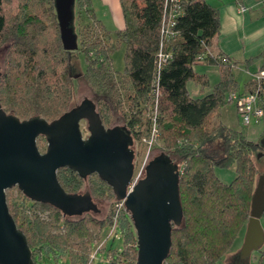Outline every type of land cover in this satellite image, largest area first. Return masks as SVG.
Returning <instances> with one entry per match:
<instances>
[{
  "label": "trees",
  "instance_id": "16d2710c",
  "mask_svg": "<svg viewBox=\"0 0 264 264\" xmlns=\"http://www.w3.org/2000/svg\"><path fill=\"white\" fill-rule=\"evenodd\" d=\"M119 1L124 26L116 37L125 46L120 75L112 70L114 47L105 43L110 33L96 20L91 0L76 1V20L83 23V78L99 98L96 108L103 125L112 127L109 123L115 113L122 117L132 133L135 157L138 141L151 134L152 110L158 100L157 150L183 168L179 178L183 222L172 230L164 264H220L249 220L259 173L255 156L264 149L241 132L213 122V117L230 93L245 94L258 88L264 96V80L257 84L252 78L249 90L241 91L233 74L240 65L248 69L258 64V71H264V47L244 61L212 52L211 41L221 26L217 9L207 0ZM7 6L8 0H0V107L19 121L39 116L50 123L71 108L74 94L70 52L63 48L54 1L17 0L13 13ZM174 11L175 35L165 39L162 26ZM162 44L170 58L158 69ZM201 55L204 62L195 63ZM197 65L215 67L218 81L211 85L208 76L195 71ZM190 82L199 88L200 97L190 96ZM206 89H210L207 94ZM231 166L235 178L225 184L215 176V169ZM57 180L67 193H83L86 186L94 201L113 200L114 210L103 219L92 213L69 218L50 205L31 202L20 192V201L6 193L8 213L25 235L34 264L41 254L56 263L68 258L69 264H88L94 242L113 223L123 234V249L111 250L106 264H125L131 257L136 261L131 218L124 207L117 211L120 202L110 187L96 175L84 180L69 169H60ZM257 264H264V248L258 252Z\"/></svg>",
  "mask_w": 264,
  "mask_h": 264
},
{
  "label": "water",
  "instance_id": "95a60500",
  "mask_svg": "<svg viewBox=\"0 0 264 264\" xmlns=\"http://www.w3.org/2000/svg\"><path fill=\"white\" fill-rule=\"evenodd\" d=\"M53 1L63 48L77 50L72 26L76 2ZM39 138L46 141L44 153L39 151ZM133 146L131 131L124 124L106 128L95 102L88 98L50 123L39 116L19 121L0 107V264H34L25 235L8 213L7 190L16 188L31 202L50 205L69 218L100 213L88 191L65 192L57 180L60 169H69L84 180L96 175L108 185L131 218L136 236L135 264H164L172 230L183 222L179 166L165 153L152 156L143 178L128 192L134 171ZM250 209L242 249L248 255L263 245L259 220L264 213V177L257 182Z\"/></svg>",
  "mask_w": 264,
  "mask_h": 264
},
{
  "label": "rangeland",
  "instance_id": "374dc122",
  "mask_svg": "<svg viewBox=\"0 0 264 264\" xmlns=\"http://www.w3.org/2000/svg\"><path fill=\"white\" fill-rule=\"evenodd\" d=\"M7 8L11 10V13L15 12L17 0H8ZM50 19V18H49ZM51 20V19H50ZM50 20H46L45 23L49 25ZM87 23V22H86ZM83 23H79L78 20H76V17L73 21V29L75 36L77 38V50L70 51V61H69V67H70V73L73 79L74 83V94H73V100L71 107H74L78 105L84 98H88L97 104L99 102V98L96 96L93 90L88 86V84L85 82L83 75L86 70V63L84 59V54L80 49V42L83 39L82 35V27ZM106 45L108 47H114L112 53H111V61H112V70L117 74H123L124 73V56H125V46L124 44L120 43L117 40V37L115 34L111 35V39H108L105 41ZM254 47L251 48L246 55H241L242 52H240V55H235L234 60H244L246 58H249L250 56H253V52L255 51L256 42L253 43ZM251 52V53H250ZM261 52V51H260ZM3 56V48L0 49V67H1V61ZM249 73H246L244 66L240 65L237 68L233 70L234 77L237 81H239L241 84L248 81L250 78H254L256 66L249 68ZM209 80L211 85L215 84L218 81V75L216 74H210ZM189 94L193 98L199 97V91L198 87L194 85V83L190 82L187 85ZM210 89L205 90V94L208 93ZM213 122L215 123H221L225 127H228L231 130L241 132L243 136L249 141L259 143L263 139V131H264V120H258L251 123V125L245 127L241 124L239 118L236 115V107L234 103H225L222 107H220L217 110V114L213 117ZM125 125L123 122L122 117L115 113L113 114V118L111 122L109 123L110 126L115 125ZM81 131L83 134V137H86L88 135V132L86 131V124L85 122L81 123ZM148 137L143 136L140 141H138V144L136 145V148L140 151L142 154L146 150V145L144 144V140H147ZM156 139V137H155ZM37 145L39 148V151L41 153H44L46 150V141L43 138H39L37 141ZM156 145V146H155ZM160 143H154L153 151L155 148V151L153 152V155L159 154L157 148L159 147ZM140 155V154H139ZM255 163L256 167L259 171L258 175L256 176V183L253 189L252 198L254 197V194L256 192V186L257 182L260 179L259 176L264 177V150H260L257 152L255 156ZM215 176L223 183L228 184L235 178V167L231 166L229 169H215ZM87 190L86 186L82 188V192H85ZM18 190L16 188H12L11 191H6L10 197H15V199H19L17 201L21 200V197L18 194ZM251 198V202H252ZM113 200H100L95 201L97 204L98 209L100 210V213L97 215L98 219H103L108 212L113 209ZM251 211V209H250ZM248 222V221H247ZM247 222L244 224L237 240L233 244L230 251L224 256V258L221 260L220 264H234L233 263V257L240 251V248L242 247L243 241L245 240V228L247 225ZM261 229L263 231L264 235V216L260 220ZM117 227V226H116ZM134 231V229H132ZM109 228H106L101 234L99 235V238L94 242L92 246V250L90 254L96 250V248H99V253L97 254L96 259L92 262V264H106L104 262V259L109 260V253L111 250L119 251L123 249V234L118 230L117 227V235L118 239L116 238H110L104 243V239L108 237ZM103 243V244H102ZM105 244V246H104ZM263 248H264V240H263ZM262 248V249H263ZM137 251V250H136ZM137 254V253H136ZM108 255V256H107ZM258 259V252L254 251L250 255V257L247 259V264H257ZM37 264H69L68 258H63L58 263L54 262L51 258L47 257L44 254H41L39 260H37ZM125 264H135V261H133V258L131 257L128 259Z\"/></svg>",
  "mask_w": 264,
  "mask_h": 264
},
{
  "label": "crops",
  "instance_id": "0c3cea01",
  "mask_svg": "<svg viewBox=\"0 0 264 264\" xmlns=\"http://www.w3.org/2000/svg\"><path fill=\"white\" fill-rule=\"evenodd\" d=\"M207 2L217 9L221 26L219 34L211 41L210 49L212 52H221L234 60V56L240 55V52H242L241 55H246L254 47L253 43L255 42V51L257 52H253V56L263 49L264 8L259 0H207ZM241 5L246 8L243 13L239 12ZM91 9L96 20L100 21L105 30L110 33V39L112 34L116 35L117 31L123 28L124 22L119 0H91ZM76 12V4H74V17L77 16ZM255 66L254 74L259 70V65L256 64ZM195 71L200 75L208 76V78L211 73H217L215 67L207 65H197ZM245 71L249 73L250 70L248 68ZM251 83L252 78L243 84L239 82L241 91H248ZM246 229L247 225L245 232Z\"/></svg>",
  "mask_w": 264,
  "mask_h": 264
},
{
  "label": "built area",
  "instance_id": "2783aa9c",
  "mask_svg": "<svg viewBox=\"0 0 264 264\" xmlns=\"http://www.w3.org/2000/svg\"><path fill=\"white\" fill-rule=\"evenodd\" d=\"M166 2L169 0H165ZM261 5L264 8V0H260ZM246 10V8L241 5L239 6V12L243 13ZM177 16L176 11L173 12V14L169 17V20L165 21L162 26V34L164 35L165 39L171 38L175 35V33L172 32V28L175 25V17ZM161 50L157 57V68L160 69L161 66L166 63V61L170 58V53H166ZM204 55L198 56L195 60V63L202 64L204 62ZM224 62L227 60L225 58H222ZM257 84L260 83V81L264 80V71H258L254 78H253ZM158 97V95L156 96ZM227 103H234L236 107V115L239 118L241 124L245 127L251 125L252 122L258 121V120H264V96L261 95L260 89H256L253 92L249 93H230L226 98ZM157 104L158 100L155 101V107L152 110V122H153V128L151 131L150 136L147 138V140H144V144L146 145V150L141 154L140 151L137 149V154L134 161V171L133 176L130 181V184L127 188L128 192H131L133 190V187L138 183L140 179L144 176V170L146 165L148 164L149 160L152 158L153 154V147L155 143V137H156V126L155 121L157 117ZM140 154V155H139ZM183 173V168L179 167V174L181 175ZM124 207L123 202H120L117 205V211ZM108 237L104 239V243L110 238H116L118 239L117 235V227L116 224L113 223L111 227H109ZM103 244V243H102ZM105 246V244H104ZM99 248H96L89 257V263L92 264V262L96 259L97 254L99 253ZM104 262L107 263L108 259H104Z\"/></svg>",
  "mask_w": 264,
  "mask_h": 264
},
{
  "label": "flooded vegetation",
  "instance_id": "af4514ba",
  "mask_svg": "<svg viewBox=\"0 0 264 264\" xmlns=\"http://www.w3.org/2000/svg\"><path fill=\"white\" fill-rule=\"evenodd\" d=\"M259 148L264 149V138L258 143ZM261 178V176H259ZM264 214V213H263ZM264 215H262L263 217ZM248 223V222H247ZM262 238L264 240V235H262ZM263 248V246L259 247L258 250H252L250 252V254H246L243 252V244L242 247L240 248V251L233 257V263L234 264H247V259L250 257V255L252 254V252L254 251H261Z\"/></svg>",
  "mask_w": 264,
  "mask_h": 264
}]
</instances>
